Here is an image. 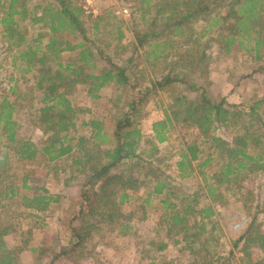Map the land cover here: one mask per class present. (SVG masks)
<instances>
[{"label": "trees", "instance_id": "obj_1", "mask_svg": "<svg viewBox=\"0 0 264 264\" xmlns=\"http://www.w3.org/2000/svg\"><path fill=\"white\" fill-rule=\"evenodd\" d=\"M80 1L0 0V40L20 73L0 92V264H21L26 250L53 253L49 264L61 257L76 263L90 245L132 235L136 213L123 207L134 201L140 209L159 202L166 233L189 254L184 264H264L257 215L223 252L215 208L230 196L250 200L245 175L264 192V96L230 104L212 94L209 78L213 46L264 72V0H127L143 22L129 43L119 26L107 41L112 11L87 13ZM26 75L30 86L20 81ZM80 89L105 106L99 114L81 116L73 97ZM161 92L171 104L152 123L153 137H144L145 108ZM27 110L43 135L38 142L21 132ZM178 139V178L198 181L190 194L159 173V145ZM41 164L43 178L64 176L65 187L76 181L79 193L67 199L61 221L69 236L58 250L28 248L34 227L63 197L40 184Z\"/></svg>", "mask_w": 264, "mask_h": 264}, {"label": "rangeland", "instance_id": "obj_2", "mask_svg": "<svg viewBox=\"0 0 264 264\" xmlns=\"http://www.w3.org/2000/svg\"><path fill=\"white\" fill-rule=\"evenodd\" d=\"M87 13L94 15H105L107 12L112 11V16L108 20L110 26L109 30L105 32L107 41H115L117 36L116 28L119 26L124 36L123 43H129L133 39V31L136 28L142 27L143 22L138 19L139 14H133L129 17L123 18L114 14L113 10L116 5L128 6L130 5L132 11V3L127 0H86L80 1ZM115 24V25H113ZM113 27L115 28L113 30ZM112 30V33H108ZM91 31V28H90ZM113 32H115L113 34ZM212 60L209 63V78L212 81L211 91L212 94L217 96L221 95L226 98L227 102L234 105H244L248 101L264 96V72L252 73L255 64L241 54H233L224 56L219 53L216 46H213L209 50ZM7 45L0 40V65H4L0 68V81L2 85L0 92H8L9 87L14 84L12 77L20 79V73L10 66V58ZM147 73V72H146ZM252 75V76H251ZM24 80L25 85L30 86V76L26 75ZM24 85V86H25ZM109 91L105 92L108 95ZM75 104L84 110L82 117L87 118L90 115L99 114L105 107L102 103L94 102L85 96L82 89L73 93ZM139 96L137 93L135 94ZM25 103V102H24ZM171 104V98L168 93H159L151 99L147 104L145 110V118L142 123V130L144 137H153L152 123L156 122L164 117V112ZM30 111H24L19 115L21 122V132L26 136H30L36 142L43 138L41 131L35 128L29 122ZM112 121L109 120V125H112ZM185 140V139H184ZM182 139L175 141L165 142L159 145L161 153L159 157H162L163 162L158 164L159 173L162 172L164 176L174 185L181 189L182 193H192L198 189V181L196 179L189 181H181L178 178L174 161L177 159L179 151V143ZM150 149V145L146 146ZM164 157V158H163ZM45 170L38 168V177L40 184L44 185L53 194L62 195V201L53 204L52 209L46 215L45 221H40L33 229V235L28 248L43 246L47 248H53L58 250L61 245H65L68 239V231L63 224L62 216L66 209L70 206V202L67 199L77 196L78 188L76 181H72L69 186L63 185L62 180L56 181L53 178H43ZM243 185L246 191H249L248 201H237L233 197H229L230 202L227 205H222L220 212L216 215L218 220L217 234L220 237L224 247L218 245L219 251H227L231 246V241L237 234L242 232L245 227L241 226L235 228L238 221L241 218L247 217L250 219L253 215H257L258 220L261 222V230L264 232V192L262 188L258 186V180L254 175H245L243 178ZM200 181V180H199ZM147 187H141L138 191L139 195H146ZM65 196V197H64ZM247 202L249 208L245 207L243 203ZM140 201H134L124 205L123 209L126 212L136 213V219L133 221L134 229L132 235L128 237H118L113 240L105 239L98 241L96 246L90 245L86 254L80 257V259L74 263L67 257H61L55 264H184L189 260V254L186 251H180L181 245H175L173 243V237L171 234H167L165 230V224L161 222L162 208L158 201H153L147 204L144 209H140ZM146 213L142 217V213ZM248 222V223H249ZM239 226V225H237ZM28 226L24 225L23 228L27 229ZM24 229L21 230L25 231ZM23 235V234H22ZM113 237V236H112ZM154 240L157 244L160 241L168 243V248L165 250H158L157 244L152 247L150 241ZM10 245L16 244V240L8 239ZM112 241V242H111ZM240 256L239 254L237 255ZM21 264H49L53 253L40 254L38 252H31L26 250L20 255Z\"/></svg>", "mask_w": 264, "mask_h": 264}, {"label": "built area", "instance_id": "obj_3", "mask_svg": "<svg viewBox=\"0 0 264 264\" xmlns=\"http://www.w3.org/2000/svg\"><path fill=\"white\" fill-rule=\"evenodd\" d=\"M86 2H89L90 3V0H86ZM131 6L130 5H126V6H120V5H116L113 12L115 15L119 16V17H123V18H126V17H129L131 15V12H132V9L130 8ZM221 205L220 204H216L215 205V208H216V211L217 212H220V209H221ZM249 219L247 217H244V218H241L236 227L235 228H239V227H246L249 223ZM241 227V228H242Z\"/></svg>", "mask_w": 264, "mask_h": 264}]
</instances>
